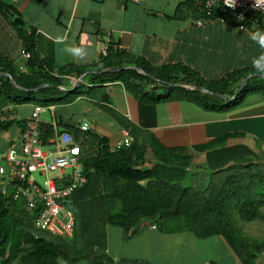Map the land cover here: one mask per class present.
<instances>
[{"label": "crops", "instance_id": "obj_1", "mask_svg": "<svg viewBox=\"0 0 264 264\" xmlns=\"http://www.w3.org/2000/svg\"><path fill=\"white\" fill-rule=\"evenodd\" d=\"M199 1L0 0V57L9 59L17 71L29 73L26 67L29 58L25 59L21 52L28 53L24 45L31 35L35 57L48 74L55 75L58 68L66 65L83 68L78 76L62 78L55 89L63 96L68 94L67 98L49 105L47 116L39 120L53 121L59 130L87 123L90 133L106 139L108 149L118 141L121 131H127L130 144L135 143L144 151L142 160L135 164L136 169L163 163L171 165L185 158L190 170L199 169L202 174L207 165L204 155L210 148L239 147L236 153L232 150L243 157L240 159H255L264 164V92L252 94L238 107L226 111L202 109L193 102L174 98L160 101L154 105V125L141 128L136 121L135 97L120 82H99L107 78L106 74L136 69L124 65L112 67V63L128 58H139L153 69L181 65L207 82L243 71L253 75L250 78L264 80L252 67L253 58L264 52L249 38L257 30L250 26L239 31L219 24L218 18L201 12ZM197 22L201 25L197 26ZM259 31L264 33V29ZM107 46L111 47L108 55L105 54ZM73 47H82L84 51L74 55ZM81 75L78 92L73 95L69 91ZM178 86L193 90L189 85ZM171 95L177 96L175 92ZM34 106L5 107L16 122L0 130V158L15 145L17 123L26 119ZM207 146L210 148L205 150ZM245 153L248 154L244 156ZM232 164L229 162L226 166ZM203 178L202 184H206L207 176ZM149 230L154 231L150 226ZM114 232V228H106V245L113 238L118 239ZM158 235L164 242L160 251L157 249L150 256L149 264H194L190 252H180L179 257L168 255L166 244L172 235ZM195 240H209L217 248L215 254L202 257L195 264H239L220 237ZM109 251L107 246L114 261L140 260ZM251 264H264V255H257Z\"/></svg>", "mask_w": 264, "mask_h": 264}, {"label": "trees", "instance_id": "obj_2", "mask_svg": "<svg viewBox=\"0 0 264 264\" xmlns=\"http://www.w3.org/2000/svg\"><path fill=\"white\" fill-rule=\"evenodd\" d=\"M199 2L203 14L223 19L230 27L233 25L229 13L219 8L203 11V0ZM256 17L255 29H264V16ZM245 26H249L247 21ZM24 48L29 54L26 62L29 73L17 71L4 57H0V73L9 74L23 89H35L42 84L47 87L21 92L2 77L0 110L30 102L42 107L57 104L68 96L55 89L62 78L78 76L84 71L66 65L58 68L55 75L48 74L35 57L31 35ZM110 51L111 47L107 46L105 54ZM123 65L133 66L154 80L134 70H123L106 74L107 78L99 82H120L125 91L135 97L136 121L141 128L154 125V105L160 101L174 98L193 102L202 109L226 111L241 105L247 96L264 92V80L250 78L236 94V85L248 71L207 82L181 65L153 69L139 58L112 63V67L117 68ZM168 85H189L193 90ZM198 89L233 99L222 101L201 94ZM77 92L78 89L72 93ZM172 92L177 96L173 97ZM11 123L0 122V130ZM62 131L70 134L80 146L81 173L85 179L65 202L74 220L72 238L63 240L34 229L26 215L15 210L8 198L0 196V264H149L143 260L114 261L107 252V227L119 229L122 239H126L137 234L141 224L162 235L189 234L195 239L220 237L239 264H251L257 255H264V234L260 239L247 237L231 222L234 213L244 223L257 221L264 225V164L255 159H240L243 157L235 155L239 147L207 146L205 150H210L205 152L207 165L203 170L208 176L206 184H202L204 176L199 169L190 170L185 158L171 165L163 163L136 169L135 164L142 160L144 151L135 143L110 152L106 139L94 133L80 132L70 126H64ZM51 134V127L43 125L42 136L48 138ZM229 162L233 164L226 166Z\"/></svg>", "mask_w": 264, "mask_h": 264}, {"label": "built area", "instance_id": "obj_3", "mask_svg": "<svg viewBox=\"0 0 264 264\" xmlns=\"http://www.w3.org/2000/svg\"><path fill=\"white\" fill-rule=\"evenodd\" d=\"M254 4L258 6L254 7ZM213 8L229 13L232 26L239 30H248L250 26L255 29L258 23L256 16H264V0H236L233 9L225 6V0H203V11L209 12ZM218 21L224 23L223 19ZM246 21L248 27L245 26ZM21 55L29 58L28 53L21 52ZM8 110H0V122H16L11 112L6 113ZM46 112L48 109L34 106L30 115L17 123L16 143L0 158V196L8 198L15 210L26 215L34 229L70 240L74 220L65 202L85 182L81 173L80 146L70 134L59 130L53 121H40L39 115ZM43 125L51 127L52 134L48 138L42 136ZM76 128L80 132L90 130L87 123ZM130 141L128 132L123 130L109 151L128 147Z\"/></svg>", "mask_w": 264, "mask_h": 264}, {"label": "rangeland", "instance_id": "obj_4", "mask_svg": "<svg viewBox=\"0 0 264 264\" xmlns=\"http://www.w3.org/2000/svg\"><path fill=\"white\" fill-rule=\"evenodd\" d=\"M219 24L230 27L229 25L222 22H219ZM31 105L34 106V104L31 102L25 105H20V109H23V106L27 108ZM43 108L49 109V106H45ZM28 110L29 109H26V112H28ZM45 116H47V113H42L39 115V119L41 120ZM10 131H12V129ZM1 165H3V163H1ZM201 173L203 176H208V172L206 170L201 171ZM231 222L235 228H237L243 235L247 237L260 239L262 234H264V225L257 221L254 223H244L240 221L234 213H232ZM114 231L115 237L118 239L113 238L108 243L107 246L110 249L109 253L113 252L122 257H139L140 260H146L145 262H147L148 259H150V256L153 255L154 251L157 249L160 251L161 244L164 242V240H162V242L160 241L157 232L149 230V226L140 228L137 234L126 239H122L120 231L116 229H114ZM168 239V243L166 244V248L169 250L168 255H175V257H179L180 252H190L192 253L194 264L196 261H198V259L202 257L204 258L205 256H210L212 253L215 254L217 251L215 246L209 244V240L199 239L203 240L204 242H196L195 238L188 234L172 235L169 236Z\"/></svg>", "mask_w": 264, "mask_h": 264}, {"label": "clouds", "instance_id": "obj_5", "mask_svg": "<svg viewBox=\"0 0 264 264\" xmlns=\"http://www.w3.org/2000/svg\"><path fill=\"white\" fill-rule=\"evenodd\" d=\"M225 6L228 8H235L236 7V0H225ZM258 6L257 4L253 5ZM243 17H241L242 19ZM249 38L254 41L260 49H264V33L260 32L259 30L254 31L249 34ZM74 55H81L84 51L82 47H73L71 49ZM252 67L262 77H264V52H262L258 57L253 58L252 60Z\"/></svg>", "mask_w": 264, "mask_h": 264}, {"label": "water", "instance_id": "obj_6", "mask_svg": "<svg viewBox=\"0 0 264 264\" xmlns=\"http://www.w3.org/2000/svg\"><path fill=\"white\" fill-rule=\"evenodd\" d=\"M127 69H134V68H133V67H127ZM134 70H135L137 73H139V74H143L144 76L149 77L148 75L144 74L143 71H141V70H139V69H134ZM0 76H5V77H7V78L9 79L10 84H11L16 90L21 91V92H33V91H37V90H39V89H41V88H43V87H46V85H39V86L36 87L35 89L27 90V89H23V88H20L19 86H17V85L15 84V82L13 81V79H12L9 75H7V74H5V73H1ZM252 76H253V75H247V76L243 77V78L240 80V82H239V84H238V86H237L236 94H238V93L240 92V90L243 88V86H244V84L246 83V81H247L250 77H252ZM257 76L260 77V75H257ZM82 77H83V75H81L80 77H78V79H76L77 81H76L75 84L73 85L72 89L69 91L70 93L73 92L77 87H79V84L81 83ZM149 78H150V77H149ZM263 78H264V77H263ZM150 79H152V78H150ZM152 80H154V79H152ZM79 82H80V83H79ZM156 82H157V81H156ZM168 86H171V87H180V88L187 89V88L184 87V86H178V85H168ZM197 91H198L199 93H201V94H207V95H210V96H212V97L218 98V99H220V100H222V101H231V100L233 99V97H232V98H227V97L219 96V95H217V94L210 93V92L206 91L205 89H198Z\"/></svg>", "mask_w": 264, "mask_h": 264}]
</instances>
